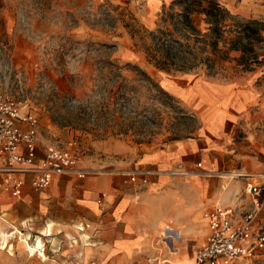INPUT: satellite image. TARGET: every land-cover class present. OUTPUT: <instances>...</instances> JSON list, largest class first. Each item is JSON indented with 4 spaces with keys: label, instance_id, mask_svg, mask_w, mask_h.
Listing matches in <instances>:
<instances>
[{
    "label": "rangeland",
    "instance_id": "374dc122",
    "mask_svg": "<svg viewBox=\"0 0 264 264\" xmlns=\"http://www.w3.org/2000/svg\"><path fill=\"white\" fill-rule=\"evenodd\" d=\"M220 1L240 19L264 20V1L259 8L243 11L228 6L227 0ZM145 4V0H0V90L13 93L22 102L23 112L38 115L41 146L69 147L79 156L89 173L64 178L68 186L78 189L79 182L108 173L123 174L122 166L134 165L143 152L197 137L201 111L176 89L197 79H240L249 71L237 62L240 52L227 42H220L212 51L204 40L194 48L198 53L195 61H202L196 68L186 72L159 68L161 51L155 45L154 32L164 30L181 38L173 28L182 6L166 7L164 22L152 28L140 15ZM192 17L198 28L207 31L202 14ZM261 46L264 44H257L256 49L263 53ZM119 65L129 66L121 69ZM169 81L176 85L169 86ZM160 87L176 100L169 99ZM257 87L264 91V76ZM187 110L196 119L180 115ZM244 136L239 132L235 142ZM207 171L196 161L192 168L180 167L171 173L184 178L199 173L213 179V190L222 189L227 158H221L215 172ZM127 176L131 181L129 173ZM134 182L140 192L149 178L146 183ZM70 189L63 185L60 195H71L74 191ZM200 220L204 223L200 228H205L204 216ZM48 223L53 225L40 217L22 223L0 216V264H78L73 260L78 235L91 225L78 216L66 224L54 223L56 227ZM47 226L52 229L50 234ZM163 230L154 240L158 255L151 264H176L171 258L175 252L188 260L183 264H197V250L205 242L208 226L197 234L179 229L177 237H168ZM39 238L42 245H38ZM25 239L37 245V253L29 254ZM222 264H264V254L240 256Z\"/></svg>",
    "mask_w": 264,
    "mask_h": 264
},
{
    "label": "crops",
    "instance_id": "0c3cea01",
    "mask_svg": "<svg viewBox=\"0 0 264 264\" xmlns=\"http://www.w3.org/2000/svg\"><path fill=\"white\" fill-rule=\"evenodd\" d=\"M145 1L140 15L149 27L156 28L164 22L163 11L173 6V0ZM263 1L227 0V4L243 11L259 8ZM195 14H202L206 21L203 13ZM246 73L240 79L227 77V81L197 79L176 89L201 111L202 126L198 124L197 137L191 135L164 148L145 151L134 165L122 166L123 174H103L77 183L81 187L78 189L68 186L64 179L73 178L71 175L55 177L42 191H36L27 177L21 196L0 192V216L22 223L45 218L53 222L48 223L53 227L54 223L66 224L78 216L91 228L78 235L79 246L74 252L77 257L73 259L76 263L151 264L158 255L154 240L166 225L197 234L207 227L205 218V228L199 225L204 224L200 216L207 207L217 203L233 205L238 200L241 211L252 209L253 203L243 190L247 181H256L264 173V91L257 87V81L264 76V63L242 75ZM167 84L175 86L176 82ZM239 132L245 136L236 143ZM221 158H227V173L222 175L227 180L222 189L213 190V179L199 173L186 178L171 173L180 167L192 168L197 161L211 174L208 172H215ZM135 168L149 172V182L140 192L127 176ZM185 170L179 173L189 174ZM65 184L74 191L69 196L60 195ZM255 228L264 229V206L258 212ZM207 235L208 232L205 240ZM181 257L172 253V263L188 261Z\"/></svg>",
    "mask_w": 264,
    "mask_h": 264
},
{
    "label": "built area",
    "instance_id": "2783aa9c",
    "mask_svg": "<svg viewBox=\"0 0 264 264\" xmlns=\"http://www.w3.org/2000/svg\"><path fill=\"white\" fill-rule=\"evenodd\" d=\"M39 142L38 115L23 112L22 102L13 93L0 90V192L21 196L27 177L36 191H42L56 176L88 175L73 149L53 143L43 147ZM147 175L146 171L130 173L132 181L143 183L148 182ZM243 194L253 203L252 209L241 211L237 200L233 205L217 203L204 210L209 231L197 250V264H222L240 256L264 254V229L255 228L264 206V173L256 181H247Z\"/></svg>",
    "mask_w": 264,
    "mask_h": 264
},
{
    "label": "trees",
    "instance_id": "16d2710c",
    "mask_svg": "<svg viewBox=\"0 0 264 264\" xmlns=\"http://www.w3.org/2000/svg\"><path fill=\"white\" fill-rule=\"evenodd\" d=\"M172 3L173 6L176 4L182 6L181 12L177 14L179 20L175 22L173 28V32L179 33L181 38H174L171 32L164 30L154 32L155 45L161 51L157 60L159 68L175 69L176 71L196 68L197 64L202 61H198V63L195 61L198 53L194 48L196 45H202L203 40L211 46L212 51L218 47L220 42H227L231 49L240 52L237 62L249 71L264 63V52H258L256 49L257 44H264V20L258 18L240 19L237 15L232 14L220 0H173ZM197 12L205 15V20L208 23V29L205 32L199 30L194 24L192 16ZM190 45L192 48L189 47ZM192 50L196 52H192ZM210 51L209 49L208 52ZM127 66L129 65H121L120 68ZM142 72L147 74L144 70ZM161 90L169 99L174 98L167 91L162 88ZM180 115L196 119L194 114L187 111L181 112Z\"/></svg>",
    "mask_w": 264,
    "mask_h": 264
},
{
    "label": "bare ground",
    "instance_id": "6f19581e",
    "mask_svg": "<svg viewBox=\"0 0 264 264\" xmlns=\"http://www.w3.org/2000/svg\"><path fill=\"white\" fill-rule=\"evenodd\" d=\"M79 228H81V229H84V226H79ZM46 231L50 234L51 233V231H52V229H51V227H47L46 228ZM178 232H180V230L179 229H175V228H173L172 226H170V225H166L165 227H164V230H163V234L164 235H166V236H171V237H177V233ZM5 240L7 239V236L4 238ZM26 240V242H27V248H28V252H29V254L30 255H34L35 253H37L38 252V247H37V245L36 244H31V243H29L28 241H27V239H25ZM43 244V242H42V239L41 238H39V242H38V245H42Z\"/></svg>",
    "mask_w": 264,
    "mask_h": 264
}]
</instances>
